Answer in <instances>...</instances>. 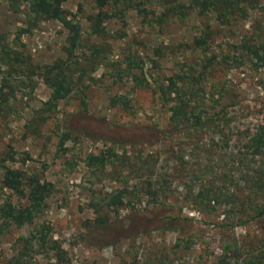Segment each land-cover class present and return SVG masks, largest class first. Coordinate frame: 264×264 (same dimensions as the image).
<instances>
[{
  "label": "rangeland",
  "instance_id": "rangeland-1",
  "mask_svg": "<svg viewBox=\"0 0 264 264\" xmlns=\"http://www.w3.org/2000/svg\"><path fill=\"white\" fill-rule=\"evenodd\" d=\"M260 3L264 5V0ZM94 6L93 0H68L64 5L66 10L77 14L85 39L108 47L107 63L84 78V91L61 102L40 127L38 135L32 134L27 124L51 96V89L40 78H36L37 86L30 98L14 103L18 113L12 112L7 119L0 118V156L6 158L11 153L17 159L16 163H3L0 157V177L3 176L2 166H9L38 172L54 185L47 209L33 224L14 228L0 238V264L9 262L20 236H30L42 227L50 228L49 238L58 241L67 252L65 264H218L224 244L246 240L248 235L257 233L258 228L237 225L236 219L225 214L231 207L224 204L202 209L195 205L191 199L193 191L196 194L207 179L210 180L211 172L204 173L201 179H191L187 173H174L173 168L179 161L170 154L172 151L182 154L190 165L198 161L205 164L207 154L199 149L192 154L185 149L196 148L199 138L207 143L212 131L191 139L183 133L166 138L168 107L159 103L152 90L139 89L130 78L123 77L121 70L126 66L117 63L132 54L145 62V73L151 82L174 77L202 58L200 51L193 49V41L201 35L204 25L211 23L209 55L217 59L214 76L203 82L207 94H221V105L211 112L217 119L215 129L223 132L214 135L216 145L224 146V157H228L236 138H242L241 132L256 131L264 123V67L256 70L251 61L237 53V60L225 63L227 55H235L234 46L242 41L256 36L264 42V11H253L247 20L220 25L213 15L204 17L197 13L185 19L170 17L159 23L131 9L124 22L116 18L109 21L108 37L99 38L90 35L87 21L88 16L96 13ZM145 7L154 9L150 4ZM155 9L159 16L164 11L162 6ZM26 12L25 6L14 12L8 0H0V37L5 36L12 43L19 30L27 27ZM67 35L59 22L43 21L23 35L21 41L33 60L43 66L67 57ZM157 51L163 52L162 57ZM77 54L83 61L89 51L82 48ZM152 60H156L159 67L154 68ZM23 90L29 94L31 89ZM116 94L130 100L131 109L112 107L110 99ZM226 137L230 138L229 143ZM243 142L244 139L240 146ZM214 149H218L217 146ZM216 151L212 165L217 166L221 157L220 151ZM102 154L111 160L106 168L88 165L90 156ZM227 157L226 160H230ZM148 167H152L155 175L150 174ZM215 170L223 172L220 168ZM167 175H173L172 187L164 183L169 180ZM124 178L130 188L145 180L155 183L157 179L154 187L160 191L162 205L154 207V200L150 198L135 205L136 209H132L133 205L120 209L118 215L113 209L107 210V196L124 186ZM12 199L19 202L16 196ZM101 206H105L103 212L111 217L105 226L97 224V211ZM137 212H153L151 217L155 220L168 218L167 222L178 224L180 229L131 234L120 240L123 227L129 225L130 217ZM157 212H162V216L156 215ZM31 262L54 264L45 249L33 255Z\"/></svg>",
  "mask_w": 264,
  "mask_h": 264
},
{
  "label": "trees",
  "instance_id": "trees-1",
  "mask_svg": "<svg viewBox=\"0 0 264 264\" xmlns=\"http://www.w3.org/2000/svg\"><path fill=\"white\" fill-rule=\"evenodd\" d=\"M8 1L9 8L14 12L20 11L23 6L26 7L27 27L19 30L12 43L8 42L5 36L0 37V73L2 74L0 78V118L7 119L12 112L17 114L18 110L14 103L20 99L30 98L37 86L36 78H40L51 89V96L27 124L32 134L38 135L40 127L52 117L59 104L83 92L84 78L107 63L105 53L108 47L85 39L77 14L69 12L64 7L68 0ZM93 2L96 13L88 16L87 21L90 35L99 38L108 37L107 24L109 21L116 18L124 22L131 9L159 23H163L170 17L185 19L192 13H197L204 17L213 15L220 25L247 20L253 11H264V5L260 3V0H187L186 2L183 0H93ZM147 4L154 9L145 7ZM157 6L164 8L160 16L155 9ZM43 21L59 22L67 30L68 35L65 48L67 57L42 66L33 60L26 44L21 41V37L30 33L39 22ZM211 33L212 25L208 22L204 25L201 35L193 41V49L200 51L202 58L190 65L186 71L175 74L174 77L155 80L151 76L153 79L151 82L145 73V62L132 54L126 56L124 61L117 65L126 66L124 70H121L123 77L130 78L135 87L152 90L159 103L168 107L169 118L166 126L168 132L164 134L166 138H173L176 134L183 133L187 139H191L207 130L212 131L211 139L207 143L199 138L196 148L185 149L192 154L196 153V149L203 151L207 154L205 164L198 161L190 165L184 160L182 154L170 152L179 161V165L173 168L174 173H187L191 179H199L204 173L211 172L208 177L210 180L207 179L208 182L203 184L196 194L193 191L191 199L194 204L200 209L215 208V206L224 204L226 207H231L230 210H226L225 214L236 219L237 225H253L258 228L257 233L248 235L246 240H234L224 244L218 264H264V123L256 131L241 132L243 136L240 140L236 138L232 154L225 156L232 161L226 160L225 147H218L215 142L214 135L221 130L215 129L217 119L211 112L221 105L219 98L221 94H207L203 82L208 81L210 76H214L213 66L217 59L209 55ZM86 42L88 44H85ZM82 48L89 51L83 61L77 54ZM234 50L235 55H227L225 63L237 60V53L241 58L246 57L251 61L256 70L264 67V42L258 37L254 36L242 41L239 46H234ZM162 53L161 51L156 52L159 57H162ZM152 62L154 68L159 67L156 60ZM136 70H141V73ZM24 88H30V93H23ZM19 95L22 97L19 98ZM110 104L112 107L121 106L125 110L131 109L130 100L117 94L111 97ZM226 139V143L231 141L228 137ZM242 139L244 142L240 146ZM216 146L218 149H214ZM216 150L220 151L219 156L221 157V160L216 163L217 166L212 165L213 157L218 153ZM27 160L29 157L23 162L26 163ZM156 160L157 158L154 161ZM7 161L16 163L17 159L14 154L8 153L6 158L2 156V162ZM109 161L111 160L103 154L92 155L88 158V165L104 169ZM124 164L126 165L127 162ZM148 168H150V174L153 175L152 167ZM219 168L223 169V172L215 170ZM2 169L0 238L10 234L14 228L21 229L33 224L47 209L48 199L54 191L53 183L43 179L38 172L14 169L9 166H2ZM167 176L169 180L164 183L172 187L173 175ZM123 181L122 188L107 196L105 202L107 210L113 209L118 215L120 209L132 205V209H136L135 205L142 204L144 199L150 198L154 200V207L159 208L162 205L160 191L154 187L158 182L157 179L155 183L151 179L145 180L136 184L134 188L127 186L126 178ZM12 196H16L19 202H14ZM165 197L168 198V195ZM104 208L105 206H101V210L97 211L99 226H105L111 221L109 213L103 212ZM153 212H137L135 216L130 217L129 225L123 227L120 240L130 237L131 234L150 233L161 229H180L178 224L167 222L168 218L155 220L151 217ZM161 213L155 214L162 216ZM50 231V228L42 227L41 231L32 233L30 236H20L15 242L16 249L7 264H32V256L44 249L47 251L49 260L54 264L67 263V252L63 251L58 241L49 238Z\"/></svg>",
  "mask_w": 264,
  "mask_h": 264
}]
</instances>
